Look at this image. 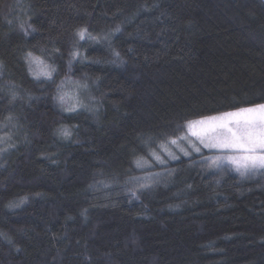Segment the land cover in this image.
<instances>
[{"label":"trees","instance_id":"16d2710c","mask_svg":"<svg viewBox=\"0 0 264 264\" xmlns=\"http://www.w3.org/2000/svg\"><path fill=\"white\" fill-rule=\"evenodd\" d=\"M0 62V131L16 135L0 264H264V176L150 154L186 120L264 103V0H0ZM72 80L95 99L68 112L55 97Z\"/></svg>","mask_w":264,"mask_h":264},{"label":"snow or ice","instance_id":"6c2138e0","mask_svg":"<svg viewBox=\"0 0 264 264\" xmlns=\"http://www.w3.org/2000/svg\"><path fill=\"white\" fill-rule=\"evenodd\" d=\"M20 28L25 35L28 34L29 29L35 31L31 24L25 27L21 23ZM114 31H120L119 27L114 29ZM75 35L79 40H84L86 36L88 39L96 42H99L101 39L107 40V36L103 38L91 36L88 33L87 27L78 29ZM59 51V49H55V52L58 53ZM80 55L79 50L74 47L70 52L71 59L68 62L69 66ZM115 55L119 56V53L117 52ZM25 60L28 63L30 74L35 78L42 76L48 80H52L54 73L57 71L54 65L47 64L41 57L35 56L32 52L26 53ZM33 65L36 66L37 70H33ZM2 68L3 63L0 62V75H2ZM63 84L64 82L62 81L61 85L58 86L55 99L65 111L75 112L83 105L76 95H70L63 91ZM83 87L87 86L84 85ZM11 96L12 100H15L17 93L13 91ZM6 119L11 120L12 116L9 115ZM181 129H183L182 132H180ZM177 131L178 135L168 136L164 142L158 145L161 151L165 152L172 159H176L177 157L169 152L165 145H175L184 155H189L184 148L179 147L180 142L185 141L189 143L192 150L196 153H200L202 149L215 150L218 153L204 159V163L210 167L221 169L231 166L241 176L255 174L259 170H264V103L239 106L231 111L186 120L183 124L177 126ZM60 134L65 138L72 135L71 131L66 127L61 128ZM150 154L156 161L164 163L160 155H157L155 152H151ZM135 164L138 168H143L144 166L140 159H137ZM148 186L150 185H140L141 188Z\"/></svg>","mask_w":264,"mask_h":264},{"label":"rangeland","instance_id":"374dc122","mask_svg":"<svg viewBox=\"0 0 264 264\" xmlns=\"http://www.w3.org/2000/svg\"><path fill=\"white\" fill-rule=\"evenodd\" d=\"M88 33L91 34L89 31H88ZM87 38L88 37L86 36L85 39H87ZM77 40L80 41V42L82 41V40H79L78 37H77ZM79 58H82V56L80 55ZM43 60L45 61V59H43ZM33 70H37L35 65H33ZM84 85H86L87 87H83ZM63 91L69 93L70 95H76L78 100L80 101V103L83 105L82 107L85 106L86 100L87 101H92L93 100L92 99V90L90 89V86L88 84H86V83L82 84V83H80V81L77 82V80L68 81L64 85ZM234 109H231V110H234ZM231 110H225L224 112L231 111ZM218 113H223V112H218ZM218 113H213L212 115L218 114ZM192 119H196V118H192ZM15 136L16 135L13 134V131H10V133L4 132V131H0V150H3V151H0V156H1V154L6 153V151L8 152V148L10 147V142H11V140H13V138ZM193 142H195V141L193 140ZM165 146L167 147L168 151L171 152L177 158L180 157L183 154L179 150V148L176 147L175 145L166 144ZM197 146H199V145H197ZM179 147L180 148H184L189 153V155H193V153L198 155V157L196 159H197V162L199 163L198 165L200 166V168H205L206 167V168H208L210 170H212V169L215 170V171L217 170L221 174H225L226 171L229 170V169H231L232 171H235L234 168H232L231 166L223 167L221 169H216V168L210 167L208 164L204 163V159L206 157L214 156V155L218 154L215 150L209 151L207 149H202V151L200 153H196V152H194L192 150V148L190 147L189 143L185 142V141H181ZM153 152H155L157 155H160L161 158L164 160V163H167V162H169V160H172V158L169 155H167L165 152L161 151L160 147H158V149H154ZM154 161H156L155 158H154ZM156 162L159 163V164H162L159 161H156ZM152 163H153L152 160L144 162V164H146V165H150ZM235 172H237V171H235ZM239 176L242 179L259 178V176H264V170H259L255 174H250V175H245V176H241L239 174Z\"/></svg>","mask_w":264,"mask_h":264}]
</instances>
